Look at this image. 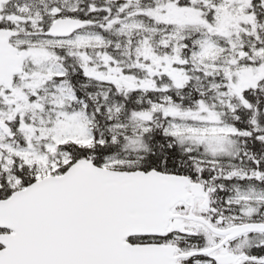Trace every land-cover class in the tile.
I'll return each mask as SVG.
<instances>
[{"label":"snow or ice","instance_id":"obj_1","mask_svg":"<svg viewBox=\"0 0 264 264\" xmlns=\"http://www.w3.org/2000/svg\"><path fill=\"white\" fill-rule=\"evenodd\" d=\"M0 264H264V0H0Z\"/></svg>","mask_w":264,"mask_h":264}]
</instances>
